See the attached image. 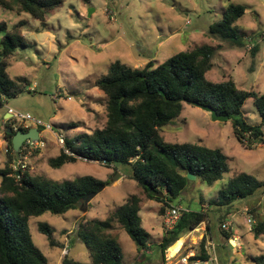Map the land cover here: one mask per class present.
Returning <instances> with one entry per match:
<instances>
[{
	"label": "rangeland",
	"instance_id": "1",
	"mask_svg": "<svg viewBox=\"0 0 264 264\" xmlns=\"http://www.w3.org/2000/svg\"><path fill=\"white\" fill-rule=\"evenodd\" d=\"M230 4L248 7L236 24L247 39L244 49L231 48L209 35L211 25L221 20ZM0 20L6 21L9 27L24 22L23 33L28 44L26 48H18L10 59L9 77L17 81L26 79L28 85L22 86L24 92L19 96L2 99L0 140H5L4 124L10 125L6 119L9 108L31 115L52 127V130L40 128L46 146L29 156L31 175L56 182L90 176L108 183L90 202L63 216L46 213L32 217L29 227L35 245L48 258V264H61L66 255L91 264L90 251L77 236L80 225L110 219L129 198L137 196L141 199L143 227L151 235L150 244L156 248L167 232L164 216L171 208L149 200L137 183L128 179L127 167L108 169L101 163L79 159L75 164L53 169L49 160L58 157L64 149L62 137L72 138L105 127L107 97L95 84L108 74L116 61L132 69H142L150 60L160 64L180 52L207 45L216 50L214 67L206 75L208 80L222 83L233 79L240 90L263 94L264 0H64L63 6L46 18L45 26L28 14H19L17 9L0 8ZM254 47L258 51L253 55ZM1 51L0 43V59ZM242 115L252 125L261 122L252 99L246 102ZM28 124L32 126L31 122ZM162 136L168 143H200L221 149L229 159L230 171L221 181L209 186L196 179L183 191L181 208H186L187 203L191 209L207 211L220 188L239 173L264 182V147L244 148L234 135L233 120L214 122L210 113L185 103L181 116L163 130ZM5 159L4 153L0 154V167L4 166ZM261 192L244 201V208L228 219L238 232L234 236L240 238L241 251L226 243L220 254L227 258L223 264H253L252 257L264 255V237L255 239L246 222L247 213L257 220V215L251 213L252 208L264 213ZM252 203L259 205L247 207V212L245 206ZM41 223H48L55 230L56 247H51L46 236L39 232ZM114 225L110 233L120 243L124 264L141 262L134 242L119 225ZM219 228L220 223L213 227V237H210L208 223H202L169 248L164 258L151 251V260L144 263L173 264L176 259L168 258L182 245L184 256L199 255L205 237V250L214 245L220 258L221 241L216 239Z\"/></svg>",
	"mask_w": 264,
	"mask_h": 264
},
{
	"label": "trees",
	"instance_id": "2",
	"mask_svg": "<svg viewBox=\"0 0 264 264\" xmlns=\"http://www.w3.org/2000/svg\"><path fill=\"white\" fill-rule=\"evenodd\" d=\"M63 4L64 0H0V8L6 11L17 9L19 14H28L44 26L46 18L54 15ZM247 10L245 5L230 4L221 20L211 25L209 35L228 43L231 48L244 49L247 39L236 24ZM24 25L22 22L9 27L6 21L0 20V35H3L0 42V106L3 98L19 96L24 92L22 86L28 85L26 79L17 81L8 75L10 59L17 49L28 47ZM257 51L258 48L254 47L252 54ZM215 53L213 47L204 45L180 52L160 64L150 60L142 69H132L120 61L113 63L108 74L95 84L107 97L105 127L64 138V149L58 157L49 160L50 167L61 169L79 159L101 163L108 169L127 167L130 170L128 179L136 182L149 200L162 202L170 208L183 205L182 193L194 183L188 179L189 173L209 186L221 181L230 171L229 159L221 149L200 143H168L162 136L163 130L181 116L187 103L211 107L218 115L229 116V120H233L234 135L244 148L264 147V93L240 90L233 79L222 83L208 80L206 75L214 67ZM250 99L261 118L257 125L250 124L242 115ZM7 129L4 135L6 164L0 170V264H48V258L32 239L30 219L46 213L63 216L81 207L88 196L108 186V183L90 176L56 182L43 176H33L29 169L16 171L13 164L20 153L13 148L15 132L7 134ZM39 130L42 133V129ZM261 190L263 200L264 182L246 173L236 174L209 202L207 211L191 209L186 203L178 224L166 232L156 248L150 244L151 235L143 227L141 199L137 196L129 198L110 219L80 225L77 236L90 251L91 264H124L120 243L110 233L116 223L134 242L142 259L137 264H143L145 260H151V251L164 258L169 248L202 223H208L210 237H213V227L220 223L216 232V239L221 241L220 255L229 239L238 233L232 226L229 231L222 226L244 208V201ZM256 204L259 205L247 204L245 209ZM255 209L252 208L251 213L257 215V220L251 231L255 239H260L264 237V213ZM39 232L46 236L51 247L57 246L55 230L48 223H41ZM205 245L206 237L201 241V254L195 255L193 260L208 258ZM70 256H64L61 264H87ZM226 261L223 254L220 262ZM251 261L264 264V255L254 256Z\"/></svg>",
	"mask_w": 264,
	"mask_h": 264
},
{
	"label": "built area",
	"instance_id": "3",
	"mask_svg": "<svg viewBox=\"0 0 264 264\" xmlns=\"http://www.w3.org/2000/svg\"><path fill=\"white\" fill-rule=\"evenodd\" d=\"M9 114L12 116L14 120V124H12L10 127L16 132L20 129L24 130L25 132H28L31 128H45L46 130H52L51 125H45L42 121L36 120L31 117V115L28 114H21L13 111L12 109H9ZM28 122L32 123V126L28 124ZM62 144H65V139L62 137L61 139ZM45 147V142L43 141L42 138H40L39 142H33L31 140H27L21 150L19 157L16 158L15 163L13 164V168L18 171H26L28 169V158L29 156L37 149L44 148ZM68 155H71L69 151H65ZM87 161V160H85ZM183 208L177 207V208H171L169 211L164 216V225L165 229L167 231L173 230L176 225L178 224L180 218H181V213H182ZM247 224L250 227V231L254 227L256 221L255 219L247 213ZM232 222L228 221L226 222L222 228L225 231H229L231 229ZM240 238L239 237H232L229 239V245L237 250L241 251V246L239 245ZM182 247L173 255L169 256L168 259L174 260L173 264H221L220 263V258L218 257L217 250L214 245H210L207 247V256L208 258L204 259H195L193 260L192 258L194 256H184L182 252Z\"/></svg>",
	"mask_w": 264,
	"mask_h": 264
},
{
	"label": "water",
	"instance_id": "4",
	"mask_svg": "<svg viewBox=\"0 0 264 264\" xmlns=\"http://www.w3.org/2000/svg\"><path fill=\"white\" fill-rule=\"evenodd\" d=\"M199 108H201L202 110L208 112L211 114V118L214 122H226L229 120V116H223V115H218V113L211 107H207V106H202V105H195ZM6 118H10L9 117H6ZM14 133V130L9 127L7 129V134H13ZM41 132L39 130V128H31L28 132H25L24 130L20 129L18 131L15 132L14 136H13V139H12V143H13V148H14V151L16 153H19L23 144L27 141V140H31L33 142H39L40 141V137H41ZM188 179L191 180V181H194L197 179L196 176L192 175V174H188ZM104 188H100L98 190V192L88 196L85 200V203H88L90 202L92 199H94L99 193L102 192ZM161 197H163V195H161Z\"/></svg>",
	"mask_w": 264,
	"mask_h": 264
},
{
	"label": "crops",
	"instance_id": "5",
	"mask_svg": "<svg viewBox=\"0 0 264 264\" xmlns=\"http://www.w3.org/2000/svg\"><path fill=\"white\" fill-rule=\"evenodd\" d=\"M9 109H11V108H9ZM9 109H8V113H7V117H9L10 116V118H6L8 121L9 120H12L13 118H12V116L9 114ZM13 110V109H12ZM13 122V121H12ZM10 124H12V123H10ZM8 126V124L6 123V124H4V129L6 130V127ZM4 134H5V132H4ZM4 134H3V137H4ZM41 135V134H40ZM41 138H42V135H41ZM5 139V138H4ZM46 146V145H45ZM4 153V155H5V158H6V154H7V142H6V140H0V154H3ZM4 166L3 167H0V170H2V169H4L5 168V164H6V159L4 160ZM0 184H1V181H0Z\"/></svg>",
	"mask_w": 264,
	"mask_h": 264
},
{
	"label": "flooded vegetation",
	"instance_id": "6",
	"mask_svg": "<svg viewBox=\"0 0 264 264\" xmlns=\"http://www.w3.org/2000/svg\"><path fill=\"white\" fill-rule=\"evenodd\" d=\"M15 132V131H14Z\"/></svg>",
	"mask_w": 264,
	"mask_h": 264
}]
</instances>
